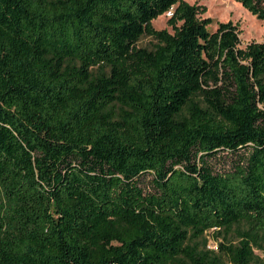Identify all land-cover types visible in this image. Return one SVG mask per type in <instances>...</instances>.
Returning a JSON list of instances; mask_svg holds the SVG:
<instances>
[{
	"label": "trees",
	"instance_id": "trees-1",
	"mask_svg": "<svg viewBox=\"0 0 264 264\" xmlns=\"http://www.w3.org/2000/svg\"><path fill=\"white\" fill-rule=\"evenodd\" d=\"M199 9L0 0V264H264V42Z\"/></svg>",
	"mask_w": 264,
	"mask_h": 264
},
{
	"label": "rangeland",
	"instance_id": "rangeland-1",
	"mask_svg": "<svg viewBox=\"0 0 264 264\" xmlns=\"http://www.w3.org/2000/svg\"><path fill=\"white\" fill-rule=\"evenodd\" d=\"M190 4H197L199 9L198 16L200 18H210L211 22L207 25L210 32H213L217 28L218 22L231 21L238 25L239 37L241 48L251 41L264 42V20L258 19L255 15L251 14L243 6L239 5L235 0H184ZM241 4V3H240ZM175 5L172 6L168 11L157 16L152 20V25L156 29L166 28L172 31L171 25L169 24V19L173 14ZM248 11V12H247ZM153 40L149 36H142L138 42L139 46L150 47ZM246 149H241L239 153H244ZM237 154L229 153L227 151H220L216 158L211 161L213 166L220 170H226L231 168L232 163L237 159ZM151 175L144 176V182L146 186H149V180ZM208 247L214 248L216 246L214 239H212V231L207 233ZM237 236L231 234L230 238L233 239ZM240 239L232 240L234 243H238ZM224 241V240H222ZM255 253L260 257L264 258V237L260 238L259 247L254 246Z\"/></svg>",
	"mask_w": 264,
	"mask_h": 264
},
{
	"label": "bare ground",
	"instance_id": "bare-ground-1",
	"mask_svg": "<svg viewBox=\"0 0 264 264\" xmlns=\"http://www.w3.org/2000/svg\"><path fill=\"white\" fill-rule=\"evenodd\" d=\"M239 5H241L240 3H238ZM242 6V5H241ZM248 12V11H247Z\"/></svg>",
	"mask_w": 264,
	"mask_h": 264
}]
</instances>
